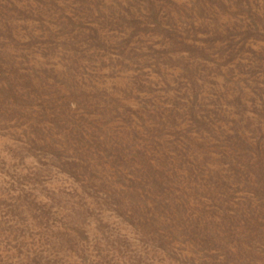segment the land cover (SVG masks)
<instances>
[{
    "label": "rangeland",
    "instance_id": "374dc122",
    "mask_svg": "<svg viewBox=\"0 0 264 264\" xmlns=\"http://www.w3.org/2000/svg\"><path fill=\"white\" fill-rule=\"evenodd\" d=\"M0 264H264V0H0Z\"/></svg>",
    "mask_w": 264,
    "mask_h": 264
}]
</instances>
